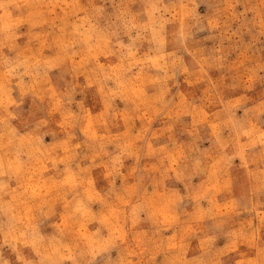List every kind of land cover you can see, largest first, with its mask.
Here are the masks:
<instances>
[{
  "label": "rangeland",
  "instance_id": "1",
  "mask_svg": "<svg viewBox=\"0 0 264 264\" xmlns=\"http://www.w3.org/2000/svg\"><path fill=\"white\" fill-rule=\"evenodd\" d=\"M0 264H264V0H0Z\"/></svg>",
  "mask_w": 264,
  "mask_h": 264
}]
</instances>
